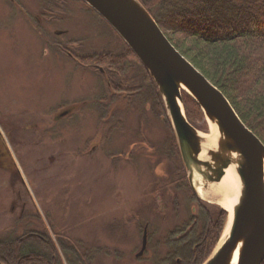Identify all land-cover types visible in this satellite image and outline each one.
<instances>
[{
    "label": "rangeland",
    "instance_id": "rangeland-1",
    "mask_svg": "<svg viewBox=\"0 0 264 264\" xmlns=\"http://www.w3.org/2000/svg\"><path fill=\"white\" fill-rule=\"evenodd\" d=\"M125 51L79 0H0V134L14 161L0 166V239L36 226L92 264H155L171 231L197 215L164 152L172 134L153 88L115 95L112 70L79 62ZM195 128L208 132L205 119Z\"/></svg>",
    "mask_w": 264,
    "mask_h": 264
},
{
    "label": "trees",
    "instance_id": "trees-1",
    "mask_svg": "<svg viewBox=\"0 0 264 264\" xmlns=\"http://www.w3.org/2000/svg\"><path fill=\"white\" fill-rule=\"evenodd\" d=\"M138 1L172 45L222 91L245 126L264 143V0ZM79 62L89 69L97 65L112 70L109 85L116 93L131 96L141 89L140 95L144 88L141 81L153 88L155 116L158 119L165 117L169 134H172L164 152L173 164L180 166L176 171L178 184L182 182L181 185L188 186L185 171H179L182 165L180 153L162 97L133 52L126 46V51L120 55L93 54ZM146 101L148 99L143 104ZM182 101L190 124L196 127L204 121V115L192 97L183 93ZM191 200L198 205L197 215L169 234L165 241L169 251L155 264H204L219 242L227 213L217 206L203 204L193 196ZM21 231L18 234L15 229L0 239V264L93 262L88 253L82 255L61 240L58 246L48 232L43 233L36 226H27Z\"/></svg>",
    "mask_w": 264,
    "mask_h": 264
},
{
    "label": "water",
    "instance_id": "water-1",
    "mask_svg": "<svg viewBox=\"0 0 264 264\" xmlns=\"http://www.w3.org/2000/svg\"><path fill=\"white\" fill-rule=\"evenodd\" d=\"M98 13L122 38L153 78L164 99L176 134L183 164L194 194V176L202 179V190L218 184L238 158L237 174L241 181L238 204L228 214L226 242L205 264L264 263V144L236 114L225 95L194 67L168 40L155 20L138 0H81ZM182 91L201 108L205 119L218 127V149L201 161V138L187 121L182 107ZM64 113L62 116L67 115ZM216 203V201H212ZM217 204V203H216ZM223 233V234H224ZM221 241V240H220ZM220 243V242H219ZM147 247V229L143 234L141 257Z\"/></svg>",
    "mask_w": 264,
    "mask_h": 264
},
{
    "label": "bare ground",
    "instance_id": "bare-ground-1",
    "mask_svg": "<svg viewBox=\"0 0 264 264\" xmlns=\"http://www.w3.org/2000/svg\"><path fill=\"white\" fill-rule=\"evenodd\" d=\"M208 132L207 133H199L201 138L202 152L199 156L201 161H205L209 159L208 153L210 151H216L219 146V142L221 139L220 132L218 127L214 124L209 123L207 125ZM238 158L236 155L232 156V164L225 171V175L222 178L221 182L218 184L211 185L207 191L202 190V179L198 174L194 176V185L199 195L202 198L208 199L210 201H216V203L221 206L224 210L228 212L230 215L233 212L234 207L238 204L239 196L241 192V181L237 174V165ZM230 226V221H229ZM229 226L226 229V232L222 235L221 241L217 246V250L221 248V246L226 242L229 236ZM216 250V251H217ZM238 250L235 252L232 264L237 263Z\"/></svg>",
    "mask_w": 264,
    "mask_h": 264
},
{
    "label": "flooded vegetation",
    "instance_id": "flooded-vegetation-1",
    "mask_svg": "<svg viewBox=\"0 0 264 264\" xmlns=\"http://www.w3.org/2000/svg\"><path fill=\"white\" fill-rule=\"evenodd\" d=\"M10 1H12L13 2V0H10ZM37 22L39 23V19H38V17H37ZM8 150H7V147L4 145V142H3V138H2V136H1V134H0V165H2L3 167H5L3 164L5 163V162H8L9 160L8 159H6V158H8ZM4 158L6 159V160H4ZM6 165V164H5ZM12 169V168H11ZM16 174V173H15ZM16 177H17V179L19 178L18 177V175H16ZM15 178V177H14ZM16 179V180H17ZM14 181V182H18V183H20V182H22V179H18L17 181ZM12 210H14V207H13V209ZM180 262V261H179Z\"/></svg>",
    "mask_w": 264,
    "mask_h": 264
}]
</instances>
